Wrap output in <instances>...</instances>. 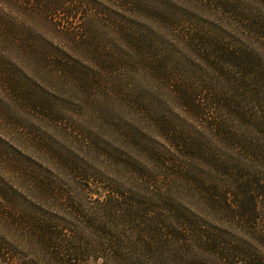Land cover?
I'll list each match as a JSON object with an SVG mask.
<instances>
[{
	"label": "trees",
	"instance_id": "trees-1",
	"mask_svg": "<svg viewBox=\"0 0 264 264\" xmlns=\"http://www.w3.org/2000/svg\"><path fill=\"white\" fill-rule=\"evenodd\" d=\"M106 7L111 14L102 12ZM16 15L26 23L43 20L68 46L86 45L81 51L93 69L122 83L121 74L136 72L135 57L143 56L145 70L177 99L173 120L151 103L129 102L133 113L149 118L139 137L130 129L132 145L146 159L129 165L136 181L129 191L117 182L107 186L101 172L88 168L81 156L95 143L83 133L73 138L70 130L74 140L58 154L59 168L17 163L8 170L11 179L0 176V264H189L196 234L220 264H264V236L260 252L251 244L207 240L194 231L191 206L178 201L198 176L212 187L206 206L233 207V220L253 225L252 238L262 231L264 0H0V78L9 82L20 67ZM169 33L181 42L173 45ZM177 47L206 62L192 84H171L182 73H172L161 55ZM64 50L60 73L96 84L99 78ZM17 92L29 108L45 103V118L57 123L52 100ZM189 120L201 122L194 132Z\"/></svg>",
	"mask_w": 264,
	"mask_h": 264
},
{
	"label": "rangeland",
	"instance_id": "rangeland-1",
	"mask_svg": "<svg viewBox=\"0 0 264 264\" xmlns=\"http://www.w3.org/2000/svg\"><path fill=\"white\" fill-rule=\"evenodd\" d=\"M106 8L102 12L111 14L112 9ZM13 25L19 31L14 46L15 60L20 67L11 71L12 82L0 78V176L11 179L8 170L18 164L59 168L58 154H61L64 147H69L66 143H71L76 134H85L90 143H95L91 153L81 156L89 164L88 168L101 172L107 186L117 182L126 190H131L136 186V181L128 174V167L133 162L144 165L146 158L142 150L132 145L130 132L135 130L139 137L143 128L146 130L149 118L138 117L130 109L129 102L141 100L151 103L173 120L172 115L176 114L173 104L177 95L167 90V84L158 83L145 70L143 56L135 57L139 64L136 72L134 70L121 74L125 79L122 83L110 73L108 76L104 75L103 69L94 70L95 64L82 53L86 45L82 49L68 46L60 33L43 20L35 18L31 23H26L21 15H16ZM25 25L26 28L29 25V30H26ZM169 36L175 42L173 45L181 42L177 35L169 33ZM65 48L70 51L68 54L76 56L75 60L79 65L99 78L96 84L75 83L68 80L64 73H60L57 64L67 56ZM174 51L173 54L161 55V59L170 64L172 73H182L179 79L178 76L173 77L171 84H192L197 77L205 74L207 66L202 56H194L184 47L174 48ZM3 73L1 70V76ZM22 89L29 95L36 91L37 96L33 94V97L38 100H52L60 114L57 123L45 118L44 115L47 114L43 110L42 104L45 103L42 101H39L41 104H38V108H29L20 101L17 91ZM180 113L183 114L181 111ZM194 123L201 122L195 120ZM194 123L191 120L187 123L189 129L193 127V132L196 128ZM18 125L23 130L18 129ZM69 130L73 138L66 135ZM96 143L101 147L98 148ZM194 169L199 171L200 167L195 165ZM260 171L264 174V167ZM192 180L187 187L189 191L179 195L178 201L191 206L194 231L207 240L210 238L224 244H251L260 252L264 223L261 222L262 231L252 238L248 233L253 225L244 224L238 218L233 220V207L221 212L206 206L205 192H209L211 185L203 186L198 176ZM173 183V180L164 182L163 186L168 187ZM263 210L260 212L261 217L264 216ZM192 244L189 264H220L210 252V243H201L196 234L192 236Z\"/></svg>",
	"mask_w": 264,
	"mask_h": 264
}]
</instances>
